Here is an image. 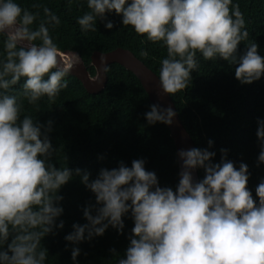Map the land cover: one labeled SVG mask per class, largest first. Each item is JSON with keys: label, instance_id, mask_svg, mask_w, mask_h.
Here are the masks:
<instances>
[{"label": "clouds", "instance_id": "1", "mask_svg": "<svg viewBox=\"0 0 264 264\" xmlns=\"http://www.w3.org/2000/svg\"><path fill=\"white\" fill-rule=\"evenodd\" d=\"M86 4L88 11L76 19L82 33H95L97 21L114 12L125 27L166 49L159 68L164 94L174 96L189 88L191 73L199 68L198 55L235 65V78L242 85L264 77V57L249 39L244 14L233 0H86ZM44 14L37 25L38 13L16 0H0V36L5 37L0 52V264H46L48 251L41 242L55 228L63 229L62 221L56 224L63 214L58 192L73 179L71 170L51 162L56 152L48 136L51 121L45 129L32 116L22 115V99L33 106L44 97L55 103L67 87L65 77L80 63L78 54L62 52L51 35L50 28L59 27L60 18L47 8ZM105 28L112 30L114 24L108 21ZM245 41L246 51L238 55ZM25 42L27 47H21ZM141 55L147 58L148 52ZM22 79V90L12 94ZM176 115L171 107L153 104L145 119L149 125L171 126ZM257 138L258 164H264V120L258 121ZM212 144L209 141V147ZM221 153V162L214 164L215 153L206 149L179 151L183 171L175 191L161 188L142 159L130 168L121 164L101 170L91 182L88 173L76 169L99 207L95 216L86 208L88 223L74 224L65 240L78 245L86 233L91 240L103 236L109 226L122 233V218L131 213L134 227L126 258H119L118 264H264V180L256 188L257 204L247 187L248 166L241 163L237 169L227 160L226 150ZM196 169L205 172L198 183L192 175ZM112 254L119 256L115 249ZM79 255L80 249L73 248V264Z\"/></svg>", "mask_w": 264, "mask_h": 264}, {"label": "trees", "instance_id": "2", "mask_svg": "<svg viewBox=\"0 0 264 264\" xmlns=\"http://www.w3.org/2000/svg\"><path fill=\"white\" fill-rule=\"evenodd\" d=\"M30 12L38 13L37 25L44 20V9H49L61 20L59 27L51 29V35L62 52L78 53L92 76L91 67L95 52L109 53L117 49L132 52L159 77L160 62L166 57V49L154 44L131 28L125 27L122 17L114 12L106 14L104 21H97L95 33H82L76 19L88 11L86 0H16ZM244 14L249 39L259 45V54L264 57V0H233ZM35 6V7H34ZM111 21L112 30L105 28ZM0 36V52L3 41ZM247 41L238 47V55L246 51ZM147 51V58L141 55ZM199 68L191 73L192 84L185 92L171 96L182 122L195 142L196 148L215 153L212 163L221 162V149L226 150L227 160L238 169L241 163L248 166L247 187L253 199L259 202L256 188L264 180V164H258L261 145L257 138L258 121L264 120V77L250 85H242L235 78V65L217 59L205 61L198 55ZM109 82L106 89L91 95L75 77H65L67 87L62 89L55 103L47 97L37 106L22 99V115H30L46 129L51 121L49 139L56 152L51 162L56 168L67 167L73 179L62 186L58 195L63 199L59 206L63 214V229L55 228L42 240L48 251L46 264H73L72 250L80 249L76 264H118L129 246L128 236L134 227L131 213L123 217L124 229L118 232L111 226L103 236L86 238L78 245L65 240L73 232V225H85L84 210L92 208L97 213L94 193L75 175L88 173L90 182L101 170L118 169L121 164L132 166L135 160H144L146 171L157 175L161 188L175 191L179 184L177 151L167 125H149L145 114L153 105L139 80L125 68L113 65L108 70ZM22 79L12 94L22 90ZM38 109V110H37ZM23 119V116L21 117ZM212 141V147H209ZM200 181L205 177L198 169ZM10 242V241H9ZM119 256H113L112 250ZM4 250H7L5 245Z\"/></svg>", "mask_w": 264, "mask_h": 264}, {"label": "water", "instance_id": "3", "mask_svg": "<svg viewBox=\"0 0 264 264\" xmlns=\"http://www.w3.org/2000/svg\"><path fill=\"white\" fill-rule=\"evenodd\" d=\"M21 47H27V43L25 42V44L21 45ZM64 53L69 55L72 54V52ZM101 58L106 61L105 64H101ZM113 65H119L132 73L141 83L152 104H158L162 108L171 107L174 111H176L177 115L173 124L171 126H167L170 130L171 138L174 141L177 151L180 182V174L183 171V161L179 158L178 153L181 150L196 148V145L191 135L185 128L171 95L163 93L159 77L152 70H150L132 52L120 48L109 53L95 52L93 54L91 58V67L95 68V76H92L81 56L80 63L70 71L69 75L77 78L89 94L98 95L106 89L109 82L108 71L104 72L103 68L107 67L109 69ZM192 175L194 183L200 182L198 169L194 170Z\"/></svg>", "mask_w": 264, "mask_h": 264}]
</instances>
